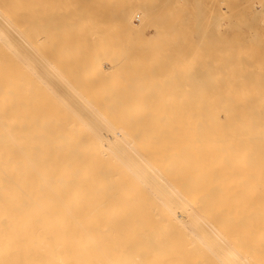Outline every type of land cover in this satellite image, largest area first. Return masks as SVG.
<instances>
[{
    "label": "bare ground",
    "instance_id": "1",
    "mask_svg": "<svg viewBox=\"0 0 264 264\" xmlns=\"http://www.w3.org/2000/svg\"><path fill=\"white\" fill-rule=\"evenodd\" d=\"M1 1L0 264H46L55 259L37 256L102 250L97 239L115 231L101 228V213L113 212L103 209L145 204L154 205L162 219L179 218L185 233L218 236L227 229L242 238L245 250L264 251V92L258 90L264 89V73L254 77L264 68L229 59L224 51L218 61L203 59L213 48L187 47L186 66L180 67L188 75L177 73L186 70L173 59L167 67L173 65L180 77L167 75L163 81L155 71L149 74L163 81L160 85L171 80L169 100L154 89L158 80L146 82L144 72L145 77L125 74L129 83H123L116 66L125 62L124 54L121 61L104 63L98 48L81 59L82 45L68 54L66 43H39L34 27L25 25L26 14L14 12L17 20L12 15L10 7L18 1L12 6ZM19 1L13 8L30 10ZM65 54L75 60L66 64ZM139 61L142 68L148 63ZM158 62L159 68L165 65ZM126 230L121 229L128 235Z\"/></svg>",
    "mask_w": 264,
    "mask_h": 264
},
{
    "label": "rangeland",
    "instance_id": "2",
    "mask_svg": "<svg viewBox=\"0 0 264 264\" xmlns=\"http://www.w3.org/2000/svg\"><path fill=\"white\" fill-rule=\"evenodd\" d=\"M10 1L12 3L9 4V6L10 5L12 6L14 4L15 5L20 4L21 2L19 0H16L18 1V3H16L15 0H8V1L5 0L6 3ZM22 1H25L26 3L25 4L22 2L25 5L24 7H26L27 5V7H30L31 11H33L34 9L35 12L34 11H33L34 13L31 12L29 8H23V10L25 9L28 10L29 12L21 10L22 8L18 6L13 8L15 6L14 5L10 7L12 8V11L14 10L12 15L13 16L15 15V19L17 20L16 17L19 14L18 13L19 11L20 14L21 12H24L22 15L26 14L24 15L23 19L25 18V20L30 21V23L28 22L27 24V22L24 21L22 17H20V21L22 20L21 23L23 21L26 22V24L25 23L24 24L29 26V28L34 27L33 29H35L36 31L34 30L32 35L36 37V40L42 38L41 40H38L39 43H43L46 46L59 45V47L60 45H62L63 47V45L66 43L64 45L65 46L64 48L68 46V48L70 49V50L67 49L69 50V52H67L68 54L73 50L76 51L74 48L78 49L80 45H82L80 47L81 49L80 52L82 53L80 54L81 56H79L81 59L88 58L86 52L87 53L90 52L89 55L90 54L93 55L92 53L96 52L97 51L96 48H98L99 50L102 51L103 55L105 56L104 63L106 62L110 63L111 62L109 61L110 58H111L110 60L113 61L117 59L118 60L120 59L121 61L122 58L118 56H120V54L121 55L124 54L123 55V58L125 57L124 61L126 63L128 62L129 65L123 61H122L123 63L121 62L120 63L122 65L123 64H126V66L128 65V68L125 65H123L120 67L121 68L123 67L124 70L123 69L119 70L120 68L119 65H121L120 63L117 64L116 66L117 68L115 67L116 74L118 73L117 75L119 77L121 75L122 78H125L123 81L124 84L125 82L129 83V81H127L129 79L127 78V76L129 77V75L133 74V78H135V75H138L136 73H139L140 75L143 72L147 74L146 78L149 77L146 80V82L148 80H150L149 82H153L157 76L158 78L160 77L159 79L163 80L164 78H166L167 75L176 76L177 73L179 74L183 73V75L184 74L188 75L186 67L185 69L184 68L182 69L181 67L183 65L186 66V64L185 63L182 64V62L184 61V55L186 49L188 50L187 47H189L190 49L194 45H196L194 47L210 46L211 48H213V50L211 51L213 55L204 56L203 59L211 58L218 61L219 60L218 53L224 51L226 52V54H228L227 58L229 59H233V60L242 59V60L254 61L260 67L264 68V0H202V1L201 0H34V1L22 0ZM139 1H142L143 4ZM9 6L7 7L9 8ZM17 7L20 9H18ZM35 7L37 8V10H35ZM63 10H65V12ZM16 11L18 12L14 14V12ZM196 11L198 12L199 16L197 15ZM54 13L56 14V16ZM34 14L37 16H35ZM81 15H83V18ZM26 16H29V18ZM41 16L45 20L43 19L42 21H40V19L42 18ZM31 17H33L34 21L33 19H31ZM37 18L40 19L38 20ZM35 19L38 21L36 22ZM67 19L69 20V22ZM18 22H19V17H18ZM33 22L34 23L36 22V24H34ZM38 28H40L39 30L42 34H40ZM50 28L52 29L53 32L50 31L51 30ZM65 32L68 35V37L66 35L67 38L65 37ZM92 32H94V34ZM50 34L52 37L50 36ZM29 35L31 37V34ZM42 35L43 37H41ZM62 36L63 38H61ZM69 36L71 39L69 38ZM53 39H55V41H53ZM61 39L62 40L64 39V41H62ZM66 40H68L67 41L68 43L65 42ZM45 41H47V43ZM76 42H78V44H76ZM109 45L111 46L109 47ZM57 47L58 46H56V48ZM86 47L87 49L85 50ZM112 47L113 49H111ZM120 47H122L121 50ZM126 47L128 49H126ZM168 47H171V49ZM104 48H106L107 51L106 49L104 50ZM115 50L118 51L116 52ZM122 50L125 51V53ZM133 52L135 53L134 55ZM169 54L171 55L174 54L175 56L174 55L169 56ZM67 55L65 57V62H69L70 60L72 61L71 58L74 57ZM114 55L117 56L115 57ZM159 55L161 56V58H159L160 57ZM163 55L166 57H164ZM156 56H159L158 60H160V62H163V65L165 64L164 66L160 65V62L158 63L162 67L159 68V66L155 65V61H158ZM69 58L70 60H68ZM92 58L93 57H91V59ZM171 59L175 60V61H171L172 64L181 62L180 64L182 65L179 64V68L182 71L183 70L186 71L179 72L180 70L176 69L177 73H175L172 64H171L172 65L171 69L169 68L170 62L168 61ZM139 60L148 63H146L147 64L146 65L143 62H141L145 65L144 66L142 64L143 65L142 68V66L139 67L140 66ZM70 63L72 62L66 64H70ZM153 65H155V67ZM156 66L159 69H157ZM138 67H139L138 70L139 72L136 70ZM152 67L156 68L157 71L151 69ZM140 68H142L143 71L140 70ZM128 70H131L132 72ZM154 71L155 74H157L155 78L149 75V74L155 75ZM163 71L164 74H162ZM119 72L121 74H119ZM113 73H115V70L113 71ZM263 73L264 72L262 73L258 72L253 74L254 77H259ZM125 74L127 76H125ZM177 76L180 77V75ZM138 77L136 76V78ZM136 80L137 79L135 80L133 79V81ZM163 81L158 80L159 83L156 81L157 83L154 89L156 88L158 92L160 93L162 92L165 95L168 94L167 95L168 98L169 94L173 91L172 89L171 91L169 87H173V85L172 83H169L171 81L170 79H168L169 82L165 80L166 85L164 84L160 85V83H163ZM132 82H130L131 86L133 83H135ZM149 82L147 83L148 86L146 88H144L146 85L144 87L142 86L144 90L150 88L151 84ZM143 83H145V81ZM154 83L155 82H153V84ZM169 84H171L172 86ZM158 85H160L159 87L161 89L157 87ZM131 86H129V88ZM162 87H168L167 90L169 93H167V90H165L166 88L162 89ZM181 88L182 86L178 90L183 91L184 89ZM253 90H256V88L253 87ZM258 90L264 92V89L262 88ZM169 97H170L169 100L174 99L171 98V96ZM149 206L148 204H145L143 206L141 205V207L129 206L128 208L127 206L114 207V208L106 206L103 209V211L112 210L113 212L110 214L104 212L101 213L100 226L101 228L103 227L107 229L111 228L110 231H114V230L115 231L113 232V235L112 234L106 235L105 238L97 239V243L103 247L102 250L79 249L74 253L67 254L66 251H63V253L56 256L41 255V256H37V258L55 259L46 264H239V262L241 264H254L255 260H259L260 264L261 262L264 263V251L253 252L252 250L247 249L249 251L247 252V250H245L246 246L243 247L240 245L241 242H244L242 238L238 237V239L237 238L235 239V236H233V234L230 233L229 230L227 229L221 230L218 236L214 234L196 235L193 233H185L181 229V227L184 226V223L181 222L179 218L174 217L172 218L171 221L168 220V217L167 219L164 218L162 219L158 215L159 214L158 212L156 213L154 212L156 207H154V205L151 207V204ZM125 208H127V210H125ZM146 211H150L151 214ZM176 211L179 212L181 211V209H176ZM141 212L142 214L144 213V215L141 214V217H136V215L140 216ZM199 222H201V224L203 225L205 223L203 222V220H199ZM203 225L201 227V225L199 224L200 229H204ZM218 227L219 226H216L217 229ZM124 228H127V230L129 229L131 233L128 230L129 231L128 235L124 234L121 231V229ZM109 238H111V240ZM238 240L240 241V243ZM77 242L79 243V240H77ZM246 242L248 241L246 240ZM238 244L240 246H238ZM236 250L239 253H242L240 254L241 256H239L238 252H235ZM232 251L234 253H232ZM242 255H243V259L244 260L246 259L245 261H247V263L246 262L243 263L242 261L243 259H240L242 258ZM235 256H237V258ZM238 259H240V261H238Z\"/></svg>",
    "mask_w": 264,
    "mask_h": 264
}]
</instances>
